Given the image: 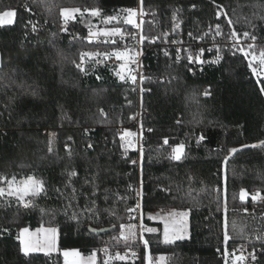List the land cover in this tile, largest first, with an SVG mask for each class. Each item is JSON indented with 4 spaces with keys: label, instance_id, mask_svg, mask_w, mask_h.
<instances>
[{
    "label": "trees",
    "instance_id": "16d2710c",
    "mask_svg": "<svg viewBox=\"0 0 264 264\" xmlns=\"http://www.w3.org/2000/svg\"><path fill=\"white\" fill-rule=\"evenodd\" d=\"M140 6V0H0V13L16 12L13 24L0 26V176H32L46 188L28 209L14 199L4 207L0 200V229H7L0 232V264H64L62 251L67 249L98 252L103 264L104 248L138 249V243L113 238L119 237L121 224L132 223L127 209L135 207L136 199L130 186L139 183L145 224L161 228L149 218L159 210L187 211L189 216V237L173 244L151 237L152 255H168L172 264H225L227 218L233 237L228 251L236 255L235 249L243 246L256 253L255 264H264V241H252L249 235L264 224V200L253 203L250 198L257 190L264 196V147H245L264 141V78L257 83L248 60L228 38L235 30L256 36L255 45L264 43V0H143L146 37L163 39L181 31L190 41H210L212 34L206 33L213 29L216 35L220 26L219 63L200 73L192 72L185 53L177 60L165 47V55L164 44L147 47L143 62L148 76L141 93L127 79L120 80L117 65L103 56L85 58L81 71V53L116 49L89 43L85 21L94 26L102 19L85 10L99 8L106 18ZM62 8L84 13L67 31ZM221 9L226 15L217 19ZM140 114V123H134ZM128 129L141 136L142 159L138 148L123 152L120 137ZM50 133L56 134L51 152ZM180 144L184 156L170 159ZM233 148L238 151L230 155ZM72 170L78 175L69 178ZM241 189L249 193L246 203L239 199ZM41 226L58 228L59 252L24 256L19 232ZM110 228L107 234L93 231ZM145 260L142 248L139 260L113 264Z\"/></svg>",
    "mask_w": 264,
    "mask_h": 264
},
{
    "label": "snow or ice",
    "instance_id": "6c2138e0",
    "mask_svg": "<svg viewBox=\"0 0 264 264\" xmlns=\"http://www.w3.org/2000/svg\"><path fill=\"white\" fill-rule=\"evenodd\" d=\"M140 7L138 9L134 8H127L124 9V15L123 17H120L118 15H110L106 18L102 16L101 10L99 8L91 9V10H85L87 11V14L91 17H98L102 19V23L105 25H112L114 21L117 23H122L127 26H131L133 29H137L138 31L134 34L130 31H124L120 27H112V28H104L99 30H93L94 26L91 24L90 21H85V23L88 26V40L89 43L94 42L95 40L103 37L104 39L101 41L102 43H111V44H118V41L114 39L115 37H119L120 40H124L125 37H129L133 40L136 39V36L139 35V40L137 43L142 44L146 39L151 40V42H154L152 38L146 37L143 35V29L142 25L144 23L143 16L146 15V13L143 10V0H140ZM194 7V6H193ZM219 8V5L217 6ZM221 14L226 15V13H223L222 9L220 12L217 13V19H219V16ZM60 15L63 18L64 21V30L67 31V24L69 21L75 20L78 15L83 16L84 13L80 8H62L60 11ZM16 16V12L14 10H6L0 13V26L3 25H10L14 23V18ZM138 17H140V20L138 22ZM175 20V17H173ZM29 23H31L29 21ZM229 26H231L232 21L228 20ZM179 23H176L174 25V28H178ZM36 25L32 24V31L35 32ZM216 34L220 35V26H216ZM166 35V34H165ZM191 36V33H189ZM243 36L245 39H248L249 37L254 42L257 37L254 35L250 36V33L244 32ZM230 40L233 41V46L237 48L239 52H241L244 57L248 60V67L252 73L253 76L257 78V83L260 82L261 78H264V49H261L259 51V54H256V45L249 44L247 45V49L245 47H240L241 41L239 38V34L232 30L229 37ZM142 53L137 51L133 53V50L129 47H125L124 50H120L119 48L115 49L111 52H83L81 53V65H78L80 67L81 71H84V68L82 67L85 58L92 59L93 57H100L103 56L104 59H110L112 57H115L117 61H121L122 63L119 66L118 71L116 72V75L119 77L120 80L124 81L125 79L130 80L133 84L137 83V75L134 73L133 69H131L130 65L134 63H138L137 57L141 55ZM165 55H168L167 52H165ZM203 55V49L201 50L200 56ZM200 56L193 57L192 54H189L187 59L189 63H192L195 59L196 62L204 63L203 60L200 59ZM250 57V59H249ZM219 58V57H218ZM177 60H179V56H177ZM100 61L97 60V63ZM141 80H143V77H141ZM143 91V89H141ZM260 91L262 94H264V87L260 88ZM36 93L33 92V95ZM136 136L135 133L131 131H125L120 139L124 141L125 146V152L129 147H134L133 145V138ZM203 139V137H201ZM164 144H168V140H164ZM88 147H92L91 145H88ZM245 147H264V141H261L259 145H245ZM49 151L51 152V148H49ZM238 151V149H231L230 155L235 154ZM141 153V159L143 158V148L140 149ZM184 155V145L180 144L176 147L172 148V152L169 156L170 159L179 161L182 159ZM133 163H136V161H133ZM225 164H227V158L225 160ZM69 178L76 177L78 174L75 170H72L68 173ZM0 183H3L6 185V187H0V200L4 201L3 206L4 207H11L12 200L14 199L15 203L19 206H22L25 209H28L30 207L35 206V198L38 197L41 193H44L46 191L44 182L42 180L36 179L32 176H28L26 179L23 180H17L15 176H12L11 179L7 178L6 176H0ZM85 183H90V181L85 180ZM65 187H68V185H65ZM57 192L60 191V189H56ZM72 191V199H75L76 189L73 187L71 189ZM93 196L96 195L95 190L92 193ZM31 197L32 199H27ZM249 197V193L241 189L239 193V199L242 203H246L247 199ZM251 201L253 203L264 200V196L261 195V192L257 190L255 194L251 195ZM235 199V196L233 197ZM92 203H95V201H92ZM72 205L69 204L68 207H71ZM140 205L137 204V208H139ZM88 209L86 208L85 211ZM129 212H133L136 209L129 208L127 209ZM245 212H247V209H244ZM225 213H227V205H226V198H225ZM188 213L187 212H170L166 217H163V223H164V231H163V243L165 244H172L177 240L184 239L187 235V225H186V219H187ZM72 219H76V214L73 213ZM150 219H154L155 217H149ZM233 230H235L236 225L233 222ZM136 225L129 224V225H120V231H119V237H114L113 239L117 240L119 243L120 240H123L125 244H127L130 240L135 241L137 238L136 234ZM224 244H225V250H224V259L225 264H228L229 258L232 257V264H244L245 260L247 259L243 255L235 256L234 253H230L227 249L228 241L231 240L233 237L230 236L228 229V223L227 218L225 219L224 223ZM7 231V229H0V232ZM147 231L149 233H155V228H147L144 229L143 225H141V235L139 237L140 240L143 241L144 248L147 250L149 246V241L143 238L142 232ZM57 233L58 230L56 228H40L37 229L36 232H30L28 228H23L18 236L17 239L20 242V250L24 254V256H29L32 253L35 252H43L45 255H49L52 252L57 251L56 241H57ZM243 246H241L242 249ZM105 255L108 257L106 260H104L103 264H112L113 259L118 261H126V256L120 255L117 253L114 257L112 255H109V251L107 248L104 249ZM64 257V264H97V256L95 253H92L91 255L87 257H83L79 251H63L62 253ZM133 256H136L135 252H132ZM252 259L255 260L256 256L255 253L250 254ZM147 264H154L153 258L150 253L146 256ZM166 258L161 256L159 258V261L156 262V264H165Z\"/></svg>",
    "mask_w": 264,
    "mask_h": 264
},
{
    "label": "built area",
    "instance_id": "2783aa9c",
    "mask_svg": "<svg viewBox=\"0 0 264 264\" xmlns=\"http://www.w3.org/2000/svg\"><path fill=\"white\" fill-rule=\"evenodd\" d=\"M212 30L213 29H210L206 33L208 35L212 34V38H210V41H206L205 39H201V38H193L192 41H190L189 39H186L185 36H183V33L180 31L177 32L175 36H166L163 39L154 38L152 39L154 40V42H151V40H149L148 44H146L145 41L142 44L137 43V41L139 40V35L136 36L135 40L126 36L125 39L121 41L119 37H115L114 39L118 41V44H111V43H105V44L114 45L116 46V49L119 48L120 50H124V48L127 46L135 52L139 51L142 53L137 57L138 63H134L131 65V69H133L134 73L137 75V83L133 84L130 80H128L131 83V85L134 88H136L139 91V93H141L142 92L141 89H143L144 81L147 79L148 76V72L145 69L143 62V59L146 56L148 50L147 47H156L164 44V48H163L164 53L168 52L169 49H172L179 57L183 56L184 53L185 55H187V57L189 54H192L193 57L200 56L201 50L203 49V55L200 56V59L203 60L204 63L196 62L195 59L192 62L193 64L192 72L194 74L200 73L207 65H217L219 63L220 55H219L218 45L220 41L221 42L223 41L224 35L221 31H220L221 33L220 35L217 34L214 35L215 32H213ZM137 31H138L137 29L132 28V31L130 32L135 34ZM239 38L241 41L240 47H247L248 44H251V41H247L244 38V36H241L240 34H239ZM165 47L168 50H166ZM108 64L118 65V61L115 59V57H112L108 60ZM141 77H143V80H141ZM140 119H141V114L134 120V123L136 124L140 123ZM130 190L131 192H134L136 199V205L133 208L136 210L131 212L130 218L132 223L137 224L139 227V235H138L139 248L120 249L116 251V254L119 253L120 255L126 256V260H139L141 258V249L144 248L143 241L139 239L141 235V225H143L144 229H147V227L145 226L144 215L142 211V184L139 183L138 185H131ZM137 204L140 205L139 208H137ZM144 232L145 231L142 232V235L143 238L146 239L145 238L146 234ZM132 252H135L136 256H133ZM235 253L237 255H243L247 258L244 264H255L256 259L255 260L252 259L250 255L251 253H249L246 248L243 247L242 249L241 247L236 248Z\"/></svg>",
    "mask_w": 264,
    "mask_h": 264
},
{
    "label": "rangeland",
    "instance_id": "374dc122",
    "mask_svg": "<svg viewBox=\"0 0 264 264\" xmlns=\"http://www.w3.org/2000/svg\"><path fill=\"white\" fill-rule=\"evenodd\" d=\"M116 15H118V16H120V17H123L124 15H126V13H117ZM144 17V16H143ZM140 20V17H138V21ZM14 21H15V18H14ZM71 21H69L68 22V24L70 23ZM68 24H67V26H68ZM6 25H8V24H6ZM3 26H5V25H3ZM63 26L65 27V25H64V21H63ZM112 28V27H120L122 30H124V31H128L127 29H125V27H127V25H124L123 23H122V21L120 22V23H117L116 21H114L113 22V24L112 25H105V24H103L102 23V21L100 22V24H95L94 25V28H93V30L95 31V30H99V29H104V28ZM131 27V26H130ZM244 39V38H243ZM103 40V37H101V38H99V39H97V40H95V42H97V43H100L101 41ZM99 41V42H98ZM250 41H251V44H253L254 42L250 39ZM255 44V43H254ZM249 45V44H248ZM259 47H264V43L260 46V44L258 45H256V49H255V51H256V54L258 55L259 54V51L261 50V48L259 49ZM246 49H247V47H245ZM133 53H135V51H133ZM249 59H250V57H249ZM122 62L121 61H118V65H117V67H118V69H119V66H120V64H121ZM132 65V64H131ZM131 65H130V67H131ZM118 69H117V71H118ZM126 131H131V132H133V133H135L136 134V136L133 138V140H132V142H133V145H134V147H129L128 149H127V151L125 152V146H124V141H122V149H123V152L127 155L129 152H131V151H135V149H137L138 148V150H139V152H140V149H141V145H140V143H139V140L141 139V136L139 137V135L136 133V132H134V131H132V130H130V129H128V130H126ZM125 132V131H124ZM123 132V133H124ZM122 133V134H123ZM55 136H56V134L55 133H50V148L51 149H53L54 148V143H55ZM141 141V140H140ZM260 144V143H259ZM259 144H255V145H259ZM184 153H185V147H184ZM184 156V155H183ZM140 157H141V153H140ZM17 180H23V179H17ZM0 187H6V185L4 184L3 186H0ZM27 199H29V198H27ZM170 212H187V211H179V210H174V209H168V210H159V211H157V212H155V213H152L151 215H150V217H155L154 219H151L153 222H159L160 224H161V228H159V227H154V226H152V225H148V224H145V226L147 227V228H155L156 229V232L155 233H149V232H147V231H145L144 233L146 234L145 235V237L148 239V241H149V247H148V249L146 250V256H147V254L148 253H150L151 254V256H152V258H153V261H154V264H156V262H158L159 261V258L161 257V256H163V257H165L166 258V260H165V264H172L171 263V257H169L168 255H163V254H161V255H157V256H155V255H152V253H151V250H150V238L152 237V238H154L155 236H159V241H161L162 243H163V231H164V223H163V217H166ZM188 213V212H187ZM131 219V218H130ZM228 223V222H227ZM264 223V222H263ZM129 224H133V225H136V229H135V231H136V234H137V238L135 239V241H132V240H130L129 241V243L131 244V245H135V243H138L137 241H138V235H139V227H138V225L137 224H135V223H130V220H129ZM128 224V225H129ZM186 225H187V235L185 236V238L184 239H186V238H188L189 237V216H187V219H186ZM229 229H230V227H229V224H228V229H227V231L228 232H230L229 231ZM230 235H231V233H229ZM242 235H243V233H241ZM59 233H57V241H56V246H57V251H59ZM249 235H250V238H251V240L252 241H256V242H262V241H264V224H260V223H258V225H257V227L255 228V230L253 231V233H249ZM182 240V239H181ZM178 241V240H177ZM176 242V241H175ZM174 242V243H175ZM123 243H125V242H123ZM173 244V243H172ZM105 249V248H104ZM104 249L102 250V253H103V256L106 258L107 256L105 255V253H104ZM73 250H75V251H79L78 249H67V251H73ZM56 251V252H57ZM108 251H109V255H112L113 257L116 255V252L115 251H110V249H108ZM80 252V251H79ZM97 253V255L99 256V254H98V252H96ZM83 257H85L86 255H83V254H81ZM235 256H239V255H235ZM232 257H230L229 258V261H228V264H232ZM116 260L115 259H113V261H112V264L115 262ZM118 261V260H117ZM246 261V260H245ZM145 262H146V264H147V260H145ZM245 263V262H244Z\"/></svg>",
    "mask_w": 264,
    "mask_h": 264
},
{
    "label": "crops",
    "instance_id": "0c3cea01",
    "mask_svg": "<svg viewBox=\"0 0 264 264\" xmlns=\"http://www.w3.org/2000/svg\"><path fill=\"white\" fill-rule=\"evenodd\" d=\"M40 228H50V227H44V226H41V227H38V228H36V229H31V228H28L29 229V231L30 232H36L37 231V229H40ZM51 228H55V227H51ZM57 230H58V228H56ZM58 233H59V230H58ZM59 236V235H58ZM63 251H65V250H63ZM63 251H62V253H63ZM57 252H59V251H57ZM56 251L55 252H52L51 254H55V253H57ZM35 253H43V252H35ZM81 253V252H80ZM93 253H95L96 254V256H97V264H99V257H98V255H97V253L96 252H93ZM44 254V253H43ZM81 254H83V253H81ZM84 255V254H83ZM91 255V254H90ZM87 256H89V255H86L85 257H87ZM108 257H106L105 258V260L107 259Z\"/></svg>",
    "mask_w": 264,
    "mask_h": 264
},
{
    "label": "water",
    "instance_id": "95a60500",
    "mask_svg": "<svg viewBox=\"0 0 264 264\" xmlns=\"http://www.w3.org/2000/svg\"><path fill=\"white\" fill-rule=\"evenodd\" d=\"M96 234H107L112 231V228L110 229H102V230H93Z\"/></svg>",
    "mask_w": 264,
    "mask_h": 264
}]
</instances>
